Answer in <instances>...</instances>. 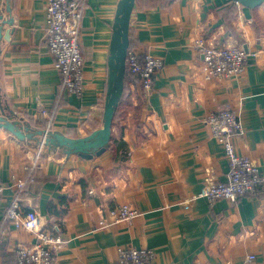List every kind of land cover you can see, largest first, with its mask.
I'll list each match as a JSON object with an SVG mask.
<instances>
[{
    "label": "crops",
    "instance_id": "1",
    "mask_svg": "<svg viewBox=\"0 0 264 264\" xmlns=\"http://www.w3.org/2000/svg\"><path fill=\"white\" fill-rule=\"evenodd\" d=\"M118 1H86L80 25L84 86L80 96H71L58 91L60 77L47 48L46 0H0V17L11 20L4 26L9 38L0 45V115L47 129L40 110H55L49 129L71 137L92 132L102 116ZM167 1L136 0L132 12L129 51L150 53L163 67L143 97L141 128H132L128 107L126 119L112 127L113 149L121 141L124 153L36 159L34 149L0 128V264H16L18 244H37L32 233L11 222L1 225L15 183L30 169L20 206L36 210L46 227L58 226L66 242L55 251L54 264H116L118 250L127 247L152 250L155 264H249V255L255 257L250 264H264V190L235 202L211 204L199 197L209 181L223 180L227 172L223 146L205 123L223 109L237 112L244 128L234 138L236 155L264 174V4H236L229 29L231 0ZM199 38L245 47L244 71L205 79ZM130 89L135 105L141 90L135 84ZM122 205L137 216L96 228L108 208Z\"/></svg>",
    "mask_w": 264,
    "mask_h": 264
},
{
    "label": "built area",
    "instance_id": "2",
    "mask_svg": "<svg viewBox=\"0 0 264 264\" xmlns=\"http://www.w3.org/2000/svg\"><path fill=\"white\" fill-rule=\"evenodd\" d=\"M87 0H46L47 48L54 60V68L59 74V94L80 96L83 92V57L80 45V25ZM195 46L202 57V72L205 79L229 77L244 71L248 62V52L235 43H218L199 38ZM163 67L161 59L150 53L142 57L128 51L127 68L141 80L142 90L147 95L153 86L155 74ZM54 111L41 109L40 115L46 119L47 128ZM210 136L222 144L227 161V172L223 180L209 181L199 194L209 203L218 200L235 202L240 197L254 196L264 190V174L260 167L247 157L236 155L234 138L244 134V128L237 112L226 108L205 118ZM41 151H35L39 159ZM36 163L32 165L34 169ZM29 175L15 183L16 194L10 207L2 212V223L11 222L18 230L35 235L37 244H18L15 248L16 264H54L55 251L65 244L56 224L46 227L43 217L34 209L23 211L20 206L22 193L30 179ZM4 184L0 178V199ZM137 212L126 205L110 207L98 221L96 228L105 229L123 221H131ZM255 259L249 255L250 264ZM152 250L143 248H120L116 264H155Z\"/></svg>",
    "mask_w": 264,
    "mask_h": 264
},
{
    "label": "water",
    "instance_id": "3",
    "mask_svg": "<svg viewBox=\"0 0 264 264\" xmlns=\"http://www.w3.org/2000/svg\"><path fill=\"white\" fill-rule=\"evenodd\" d=\"M235 4L255 9L264 0H231ZM136 0H119L112 26V37L107 56V77L102 116L99 125L83 137H71L57 130L32 126L23 119L0 115V128L8 131L14 138L27 144L34 151L40 150L43 156L63 155L66 159L77 156L92 160L108 150L111 142L113 120L119 108L125 88L127 55L130 45V20ZM11 9L7 6V12ZM11 20L3 22L0 17V45L7 41L11 30H6ZM245 49V47H244ZM246 51V49H245Z\"/></svg>",
    "mask_w": 264,
    "mask_h": 264
},
{
    "label": "trees",
    "instance_id": "4",
    "mask_svg": "<svg viewBox=\"0 0 264 264\" xmlns=\"http://www.w3.org/2000/svg\"><path fill=\"white\" fill-rule=\"evenodd\" d=\"M169 1L170 0H168L166 2V4ZM236 8H237V5L234 2L231 1L230 5L226 9L227 15L225 17V21H226V26L229 29H231V22L233 20V15L236 13ZM132 84L133 85L135 84L136 88L139 87L140 90H141V93H136L137 97H135V103H136L135 105H133L132 101H131V89H130V86ZM144 95H145V93L142 90L140 78L137 75H135L134 73H132V71L129 68H127L126 76H125L124 93H123L122 99L120 101V106H119V108H118V110L116 112V115L114 117V120H113V127L114 126L118 127V123H119L120 119H122V118L126 119V114L124 112V107H128V108L132 109V111H133V114L130 117V123H131L132 128L135 131H138L141 128V123H140L139 119H140L141 106L143 104ZM128 122H129V120H128ZM125 125H127V124H125ZM43 128H45V127H43ZM113 135H114V131L112 130L111 137H113ZM113 148L114 147H113V145L110 142V144L108 146V150H112V151H114V153H118L117 151H120V153H124V151H125L124 144L121 141H120L119 146H118L117 149H113Z\"/></svg>",
    "mask_w": 264,
    "mask_h": 264
}]
</instances>
